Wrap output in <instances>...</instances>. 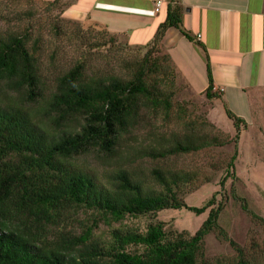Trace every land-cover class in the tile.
I'll return each mask as SVG.
<instances>
[{
	"label": "trees",
	"instance_id": "trees-1",
	"mask_svg": "<svg viewBox=\"0 0 264 264\" xmlns=\"http://www.w3.org/2000/svg\"><path fill=\"white\" fill-rule=\"evenodd\" d=\"M61 1L49 3L48 11L58 10ZM171 28L193 40L183 28L182 7L172 6L156 40L144 57L127 66L125 78H89L85 65H76L58 79L42 112L45 120L33 112L45 97L41 63L30 47L32 34L0 33V264H223L207 259L206 240L213 234L236 251L240 264H248L244 251L220 225L224 206L216 205V196L202 208L187 204L186 198L204 183L197 173L155 168L144 181L142 174L120 169L106 187L73 163L92 154L112 161L127 137L159 122L167 127L177 122L181 128L171 140L162 137L160 142L170 144L166 148L140 152L154 162L232 144L205 134L207 127H216L197 121L184 104L175 102L176 75L168 65L171 58L162 56ZM55 30L61 34L60 28ZM207 72L206 97L221 100L210 66ZM225 110L237 136L222 188L229 179L237 180L238 144L247 128L243 119ZM236 200L264 227L247 200ZM183 210L198 217L209 212L193 236L168 230L157 219L163 212ZM142 218L150 220L145 228L126 224Z\"/></svg>",
	"mask_w": 264,
	"mask_h": 264
},
{
	"label": "rangeland",
	"instance_id": "rangeland-1",
	"mask_svg": "<svg viewBox=\"0 0 264 264\" xmlns=\"http://www.w3.org/2000/svg\"><path fill=\"white\" fill-rule=\"evenodd\" d=\"M53 1L0 0V33L32 34L30 47L36 52L41 63L42 92L45 97L43 103L34 107L33 112L38 120H45L42 112L56 92L58 79L69 73L76 65L83 63L89 78L107 79L111 76L125 78L129 74L127 66L144 57L150 48L131 47L125 38L112 36L99 26L91 27L69 22L63 18L66 0H62L58 10L51 13L48 11V4ZM56 28L62 30L61 34L56 32ZM111 41L112 44L115 43L114 46L111 45ZM164 55L165 52L162 56ZM168 65L176 75L175 102L184 104L190 116L197 121H207L216 127V130L207 127L205 134L230 139L232 144L224 148H209L200 153L154 162L140 155V152L149 151L154 147L166 148L170 144L160 142L162 137L171 140L175 132L180 133L181 128L177 122L170 127L164 122H159L153 129L143 126L132 137H127L120 155L112 161L102 160L96 154H92L77 158L73 163L84 172L95 175L106 187H110L111 177L120 169L142 174L144 181L145 178L150 179V173L155 168L197 173L204 183L199 190L186 198L187 204L202 208L216 196V205L224 206L220 225L244 251L245 261L248 264H264V227L260 222L253 221L242 209V203L236 200L237 198L247 200L250 210L264 220V125H251L242 129L234 171L237 180L229 179L222 188L221 182L227 174L225 169L236 153L234 143L237 136L236 128L229 120L223 104L209 100L205 92L200 91L208 86V78L205 77L202 68L199 66L195 68L197 71L195 88L183 80L173 64ZM165 66L167 67L166 64ZM156 132L158 135L154 137ZM208 216L209 212L198 217L183 210L163 212L157 219L168 224V230L187 232L193 236L200 230ZM81 219L86 220L84 215ZM149 222L147 218L130 219L126 224L145 228ZM68 229L73 233H80L74 228ZM105 229L102 226L101 231ZM206 255L211 263H241L236 251L214 234L206 240Z\"/></svg>",
	"mask_w": 264,
	"mask_h": 264
},
{
	"label": "crops",
	"instance_id": "crops-1",
	"mask_svg": "<svg viewBox=\"0 0 264 264\" xmlns=\"http://www.w3.org/2000/svg\"><path fill=\"white\" fill-rule=\"evenodd\" d=\"M162 2L160 10H156ZM63 18L99 26L128 45L149 48L166 23L169 10L183 9V28H171L162 46L183 80L196 88V67L208 78L223 107L247 128L264 125V0H66ZM198 36L201 39L198 40ZM198 63V64H197ZM209 84V83H208ZM208 86L200 91H206Z\"/></svg>",
	"mask_w": 264,
	"mask_h": 264
},
{
	"label": "built area",
	"instance_id": "built-area-1",
	"mask_svg": "<svg viewBox=\"0 0 264 264\" xmlns=\"http://www.w3.org/2000/svg\"><path fill=\"white\" fill-rule=\"evenodd\" d=\"M161 6H162V2H158L157 5H156V10H160L161 9ZM201 39V36H198V40Z\"/></svg>",
	"mask_w": 264,
	"mask_h": 264
}]
</instances>
